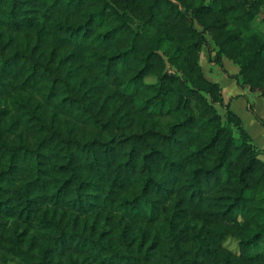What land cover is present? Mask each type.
Masks as SVG:
<instances>
[{
  "label": "trees",
  "instance_id": "obj_1",
  "mask_svg": "<svg viewBox=\"0 0 264 264\" xmlns=\"http://www.w3.org/2000/svg\"><path fill=\"white\" fill-rule=\"evenodd\" d=\"M263 8L0 0V249L22 250L13 220L42 232L38 264H264L262 150L200 64L210 34L214 61L264 96Z\"/></svg>",
  "mask_w": 264,
  "mask_h": 264
},
{
  "label": "crops",
  "instance_id": "obj_2",
  "mask_svg": "<svg viewBox=\"0 0 264 264\" xmlns=\"http://www.w3.org/2000/svg\"><path fill=\"white\" fill-rule=\"evenodd\" d=\"M216 44L213 46L205 45L200 54V64L205 76L211 81L218 82L223 89L224 104L236 114H238L245 129L251 135L254 143L262 150L264 157V125L259 122L254 113L250 110V105L254 107L255 112L264 120V113L260 111V104H264V96L260 92H252L248 86H240L236 78L229 76H238L240 66L226 56L222 57L224 69L218 65L214 59L217 53ZM235 83L233 90L231 84ZM249 93L254 97L251 102ZM252 114H250V112ZM253 115V116H252Z\"/></svg>",
  "mask_w": 264,
  "mask_h": 264
},
{
  "label": "rangeland",
  "instance_id": "obj_3",
  "mask_svg": "<svg viewBox=\"0 0 264 264\" xmlns=\"http://www.w3.org/2000/svg\"><path fill=\"white\" fill-rule=\"evenodd\" d=\"M253 26L255 27V29L257 31L263 32L264 33V8L263 10H261L260 14L257 16L256 20L253 22ZM207 38L209 41L210 46L215 45L214 40L212 39V36L210 34H207ZM168 69L170 71H174V68L171 67V65H168ZM147 82H155L156 81V77L154 76H150L147 77ZM235 83L231 84L233 90L235 89ZM249 98L251 100V102L254 101V97L249 93ZM219 111L221 112L222 115H224V117L226 116V108L222 105H217ZM260 111L262 112V114L264 113V104H260ZM250 112V111H249ZM250 114H252L250 112ZM253 116V115H252ZM47 211L49 217L50 216H56L58 219H62L63 214H65V212L62 209L56 208L54 206H50V207H46L44 209V212ZM75 219V215L73 214H68L66 220H64V224L70 220V224L71 226H73V224ZM96 217L95 216H91V217H83L80 221L81 224H85L87 223V225L89 227H91V225L94 223ZM101 221V220H100ZM13 230L11 233L13 235H15L16 233H24L23 236V241L21 243L22 246V250L21 251H14L12 250V248H10V245L4 249H0V264H38V255H39V251L38 249L34 246L33 248H31V242H32V238L34 236L37 237H41L42 236V232H40V230L37 229H32V228H27V227H17L16 224L13 223V220L10 221L9 224ZM100 227H104L107 229H113V227L111 225H108L105 221H101L100 222ZM225 245L234 250L237 251L238 250V240H236L235 238H229L226 240ZM258 250V249H257ZM255 250V251H257ZM25 251H28L30 253H33L34 256L32 257V259L30 258L31 255H28L25 253ZM53 259L55 261H60L61 264H100L99 261H95L92 258H87L85 259L84 256H78L77 254H75V256H70V255H64V256H54Z\"/></svg>",
  "mask_w": 264,
  "mask_h": 264
}]
</instances>
